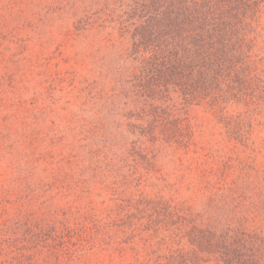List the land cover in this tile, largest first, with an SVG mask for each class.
<instances>
[{
    "label": "trees",
    "instance_id": "trees-1",
    "mask_svg": "<svg viewBox=\"0 0 264 264\" xmlns=\"http://www.w3.org/2000/svg\"><path fill=\"white\" fill-rule=\"evenodd\" d=\"M16 3L23 5V0H0L4 23L17 10L19 18L32 14L33 22L41 24H47L46 13L58 18L69 27L67 39H93L83 55L73 53L75 64L97 68L93 75H82L81 86L71 85L67 102L74 108L82 99V111L91 115L81 111L66 120L58 114L46 134L35 124H45L48 116L30 117L36 101L21 112L26 101L13 96L9 103L18 112L0 122L6 133L14 134L6 136L12 149L2 157L19 169L57 159L63 173L89 182L90 190L100 185L130 188V198L121 199L105 218L87 216L79 235L86 233L84 241L108 252L110 260L264 264V0H25L24 11ZM70 79L74 83L75 77ZM24 88L12 95H23ZM43 106L44 111L52 109L51 104ZM194 108L224 123L226 136L217 148L197 139L199 127L189 122ZM98 117L116 118V126L108 129ZM23 120L34 143L17 155L13 149L21 146ZM163 141L166 153L157 147ZM164 156L189 180L188 189L177 192L186 194L182 201L164 194L143 196L128 177H120L117 166L136 173ZM109 179H114L112 185ZM148 185L157 188L155 181ZM71 219L80 224L76 216ZM27 231L23 235L30 248L18 245L13 264H89L72 248L80 246L68 248L62 241L59 250V244L49 243H57L55 237L42 244ZM13 242L0 239V257Z\"/></svg>",
    "mask_w": 264,
    "mask_h": 264
},
{
    "label": "rangeland",
    "instance_id": "rangeland-1",
    "mask_svg": "<svg viewBox=\"0 0 264 264\" xmlns=\"http://www.w3.org/2000/svg\"><path fill=\"white\" fill-rule=\"evenodd\" d=\"M59 2L63 3V0H59ZM24 4L25 0H23V5L17 6L16 3L15 6L24 11ZM17 12L15 11L14 17L11 15L8 17L9 22L7 23L0 19V122H5L3 119H7L6 114L18 112V107L9 102L17 101L19 97H22L26 101V105L24 102L21 103V112L25 111L26 106L32 107L29 102L36 101L38 108L32 110L33 115L30 117L37 120L42 116H48V122L45 124H35L36 129H41L46 134L50 129L51 120H55L58 114L63 115L67 120L69 116L76 115L83 109L82 99L75 101L74 108L68 105L69 91L73 84L81 86L82 75H93L97 67L92 63H88L86 67L81 64L77 66L73 53L77 52L83 55L85 44L93 39L90 37H82L78 40L67 39L69 36L66 32L68 33L69 27H66V23L58 18L50 17L47 13V24H41L39 20L33 22L32 14L19 18ZM29 22L33 25L29 26ZM62 24L63 26H61ZM128 45L129 42L127 47ZM77 70H79L78 74ZM73 76L75 77L74 83L73 79H70ZM21 86L25 87L24 96L19 91L12 95ZM1 88L5 90L7 96L2 93ZM6 99L7 103H5ZM45 104H51L52 109L44 111L45 106L43 105ZM82 112L91 115L86 111ZM189 113L191 125L197 127V124L199 127L197 139L201 144L203 143L204 146L211 144L214 148L222 144L220 140L226 136V133L224 123L220 122L221 118L214 117L211 112L198 108L192 109ZM20 114L22 115V113ZM182 117L179 116L180 119H185ZM95 119L105 121L108 129L116 126V121L114 122L116 118L98 117ZM26 124L27 122L23 120L21 133L18 132L21 135L19 141L21 146L13 149L17 155L27 148L30 149L28 147L30 142L34 143L29 134L24 132ZM74 127L75 125H71L70 129L73 130ZM0 131H2L0 134L2 137L0 138V239L3 244H7L9 239L14 241L5 255L0 257V264L14 263L16 256L20 254L18 245L30 248L26 242L27 238L23 235V232H28L27 230L33 231L36 241L42 244L47 238L51 240L55 237L57 243L54 241H49V243L53 246L59 244L57 246L59 250L64 246L62 241H67L65 246L68 248L74 244L80 246V248H72L79 249V259L90 260L89 264H127V260L124 261L120 258L110 260V256H107L108 252L102 253L95 247L91 248L90 244L84 241L86 233L79 235L83 232L82 227L85 228L88 222L87 216L91 219L94 217L105 218L113 207L117 208L121 199L126 201L130 198V188L114 190V188H108L103 184L104 186L100 185L99 189L90 190L89 182L81 183L79 178L63 173L59 169L60 164L57 159L54 163L46 159L42 162L38 160L34 162L33 167L28 169H26L27 167L19 169L17 165L14 167L13 163H8L9 161L2 157L4 152L12 149L10 144H7L6 136L13 138L14 134L8 131L6 133L2 126H0ZM49 135L53 136L54 134ZM123 137L126 140L128 133L123 132ZM74 138L72 135L70 140ZM38 141L39 136L35 144L42 145ZM61 147H56V149ZM157 147L161 152H167V144L164 141L158 143ZM121 152L116 151V153ZM168 159V156H164L160 160L158 158L154 160V163L149 162L148 166L140 167L139 172L136 173L128 172L126 166H117V168H120V177H128L135 188L134 191L138 189L143 191V196L164 194L167 199L171 197L172 200L182 201V197L186 194L179 195L177 192L185 188L188 189L189 180L187 177H181L179 174L182 170L177 172ZM22 160H24L23 156L20 161ZM160 163L162 164L160 165ZM21 164L26 165L25 161H22ZM153 164L155 168H151ZM160 166H163L160 172L155 170ZM117 180L120 182L122 179L118 178ZM112 181L114 179L108 180L110 185H112ZM154 181L157 183V188L155 185L147 186L148 183ZM166 181L169 185H173L172 190L167 187ZM161 188H164V192L159 190ZM190 194L188 193V195ZM192 195H195V191ZM75 216L80 224L71 219ZM67 218H70L74 225ZM55 258L56 255L53 260Z\"/></svg>",
    "mask_w": 264,
    "mask_h": 264
}]
</instances>
